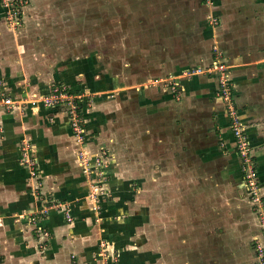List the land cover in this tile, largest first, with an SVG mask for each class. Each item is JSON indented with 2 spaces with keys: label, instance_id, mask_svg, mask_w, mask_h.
<instances>
[{
  "label": "crops",
  "instance_id": "1",
  "mask_svg": "<svg viewBox=\"0 0 264 264\" xmlns=\"http://www.w3.org/2000/svg\"><path fill=\"white\" fill-rule=\"evenodd\" d=\"M45 1L32 0L12 25L0 0V264H256L264 0H120L129 35L110 57L43 32ZM214 62L233 82L259 205L217 77L197 71ZM55 83L90 98L80 101L81 130L64 105L43 104ZM102 151L106 164L89 159L84 169L81 153Z\"/></svg>",
  "mask_w": 264,
  "mask_h": 264
},
{
  "label": "built area",
  "instance_id": "2",
  "mask_svg": "<svg viewBox=\"0 0 264 264\" xmlns=\"http://www.w3.org/2000/svg\"><path fill=\"white\" fill-rule=\"evenodd\" d=\"M28 0H2V4L5 7V12L7 14L8 21L12 22V25H16L19 22L17 21L19 15V11L22 9L23 5L27 3ZM212 0H205L206 4H210ZM209 21L211 23H216L217 19L215 16L208 15ZM197 71L213 74L217 77L218 81V96L225 102L226 110L229 119L230 129L232 131L234 137V145L237 154L240 158V168L243 173V177L246 183L247 191L249 198L256 202L258 205L261 202V196L259 194L260 183L256 177L255 168L253 165V160L251 156V144L246 135L245 128L239 118L237 107L234 102V93L232 90L233 82L228 75V70L226 65L223 62H214L209 66L203 68H197ZM167 82V81H166ZM81 99H85L84 95L79 91H71L66 85L61 83H55L52 85L50 90L41 96V100L45 106H54V105H64L67 109L69 115L70 126L73 130L79 131L81 130V114H80V101ZM5 104L11 102L10 97L3 98ZM84 164V169L89 165H87L88 160H92L94 166H103L106 164L105 160L107 159V153L102 151L99 154L95 153L93 157L86 156L81 153V157ZM25 163L28 164L31 176L36 175L35 162L27 157L24 159ZM100 167V166H99ZM101 178V180H100ZM98 181L104 182V174H99ZM100 187L95 184L93 185V190L89 196H92V200L94 201L95 193L98 192ZM54 204V203H53ZM58 205V203H55ZM64 215L67 220H71V216L67 211V208L64 210ZM262 216V214H261ZM262 222L264 223V218H262ZM37 235L39 238L43 240L45 244L49 233L45 228L37 229ZM264 233L255 239V256H256V264H264Z\"/></svg>",
  "mask_w": 264,
  "mask_h": 264
},
{
  "label": "rangeland",
  "instance_id": "3",
  "mask_svg": "<svg viewBox=\"0 0 264 264\" xmlns=\"http://www.w3.org/2000/svg\"><path fill=\"white\" fill-rule=\"evenodd\" d=\"M119 1L46 0L42 7V12L45 14H42L44 16H42L44 18L43 24L46 25L43 32L50 34L51 38H56L59 34L61 40L64 37L65 41L74 39L77 42L84 39L87 49L91 46L92 51L95 52V49L97 51L101 48L100 50L105 51L104 54H107L108 57L117 53L121 55V45L125 40L124 36L129 35V31L122 29L120 21L122 14L119 13L121 10L118 9L120 7ZM144 1H141V6ZM31 2L32 0H28L19 11L18 22H20L23 12L32 6L30 5ZM105 7L108 8V11L104 10ZM114 64H117V61ZM84 97L86 103H90L88 95H84Z\"/></svg>",
  "mask_w": 264,
  "mask_h": 264
}]
</instances>
